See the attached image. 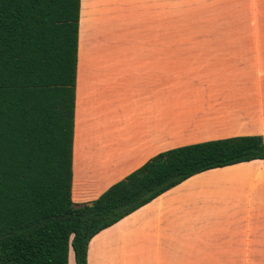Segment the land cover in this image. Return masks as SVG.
I'll use <instances>...</instances> for the list:
<instances>
[{"label":"crops","instance_id":"0c3cea01","mask_svg":"<svg viewBox=\"0 0 264 264\" xmlns=\"http://www.w3.org/2000/svg\"><path fill=\"white\" fill-rule=\"evenodd\" d=\"M193 5L79 0L72 203L95 199L170 148L244 135L264 141V39L250 41L241 77V62L221 48L235 44L172 36L177 14ZM85 261L264 264V158L187 177L95 233Z\"/></svg>","mask_w":264,"mask_h":264},{"label":"trees","instance_id":"16d2710c","mask_svg":"<svg viewBox=\"0 0 264 264\" xmlns=\"http://www.w3.org/2000/svg\"><path fill=\"white\" fill-rule=\"evenodd\" d=\"M79 0H0V264H86L88 240L187 177L264 158L258 135L170 148L70 200Z\"/></svg>","mask_w":264,"mask_h":264},{"label":"rangeland","instance_id":"374dc122","mask_svg":"<svg viewBox=\"0 0 264 264\" xmlns=\"http://www.w3.org/2000/svg\"><path fill=\"white\" fill-rule=\"evenodd\" d=\"M172 36L235 44L221 48L227 49V58L241 62V77H247L250 41L264 39V0H194L191 13L177 14ZM67 264H73L71 256Z\"/></svg>","mask_w":264,"mask_h":264}]
</instances>
